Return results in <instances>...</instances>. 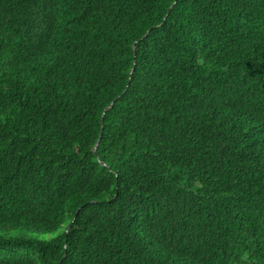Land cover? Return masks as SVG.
Listing matches in <instances>:
<instances>
[{
	"label": "trees",
	"instance_id": "trees-1",
	"mask_svg": "<svg viewBox=\"0 0 264 264\" xmlns=\"http://www.w3.org/2000/svg\"><path fill=\"white\" fill-rule=\"evenodd\" d=\"M172 2L0 0V264H264V0Z\"/></svg>",
	"mask_w": 264,
	"mask_h": 264
},
{
	"label": "water",
	"instance_id": "water-1",
	"mask_svg": "<svg viewBox=\"0 0 264 264\" xmlns=\"http://www.w3.org/2000/svg\"><path fill=\"white\" fill-rule=\"evenodd\" d=\"M117 99H118V98H117ZM113 103H114V102H113ZM113 103H112L109 107H107L105 111L109 110V109L112 107ZM96 149H97V145H96V147L94 148V151H96Z\"/></svg>",
	"mask_w": 264,
	"mask_h": 264
},
{
	"label": "snow or ice",
	"instance_id": "snow-or-ice-1",
	"mask_svg": "<svg viewBox=\"0 0 264 264\" xmlns=\"http://www.w3.org/2000/svg\"><path fill=\"white\" fill-rule=\"evenodd\" d=\"M175 3H176V0H173L171 7H174L175 6ZM61 264H62V261H61Z\"/></svg>",
	"mask_w": 264,
	"mask_h": 264
}]
</instances>
